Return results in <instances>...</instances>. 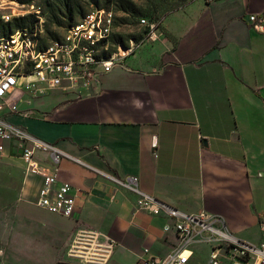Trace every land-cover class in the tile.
Returning a JSON list of instances; mask_svg holds the SVG:
<instances>
[{"label":"crops","instance_id":"crops-1","mask_svg":"<svg viewBox=\"0 0 264 264\" xmlns=\"http://www.w3.org/2000/svg\"><path fill=\"white\" fill-rule=\"evenodd\" d=\"M263 11L264 0H197L167 18L160 41L141 45L81 98L62 91L13 98L10 124L80 162L54 164L39 152L41 174L33 173L17 143L0 140L5 264L52 257L79 264L68 260L69 243L82 232L107 243L98 249L105 257L90 264L165 256L178 242L173 221L140 209L136 195L113 182L130 176L159 202L222 216L235 237L262 243L264 35L249 16ZM45 174L82 191L71 218L37 206ZM190 249L185 264L207 263L209 245Z\"/></svg>","mask_w":264,"mask_h":264},{"label":"built area","instance_id":"built-area-1","mask_svg":"<svg viewBox=\"0 0 264 264\" xmlns=\"http://www.w3.org/2000/svg\"><path fill=\"white\" fill-rule=\"evenodd\" d=\"M214 2L217 0H206ZM39 18V16H37ZM146 33L141 43L121 50V58L106 57L99 48L115 33V18L111 10L96 9L78 23L66 29L57 39L40 46L43 30L21 27L3 36L0 34V140L15 141L28 163V171L41 174L33 161L36 153H47L54 164L64 159L80 160L46 143L24 128L9 123L5 109H16L13 98L28 94L46 97L54 91L75 94L81 98L102 75L112 72L126 56L145 43H156L163 36L156 23L141 20ZM253 29L264 35V11L250 15ZM136 46V48H135ZM123 52V53H124ZM137 197L140 209L152 214H164L173 221L177 244L163 257L151 256L144 264H185L194 244L210 246L206 264H264V241L258 245L242 241L229 232L222 216L209 212L190 215L159 202L142 193L138 178L113 179ZM82 191L70 184L60 183L56 176L44 175L37 206L53 214L71 218L77 211V195ZM149 254V250H145Z\"/></svg>","mask_w":264,"mask_h":264},{"label":"rangeland","instance_id":"rangeland-1","mask_svg":"<svg viewBox=\"0 0 264 264\" xmlns=\"http://www.w3.org/2000/svg\"><path fill=\"white\" fill-rule=\"evenodd\" d=\"M197 0H0V34L10 35L17 29L16 20H20L22 27L34 28L38 24L43 33L40 35V46H45L57 39L66 29L78 23L83 17L96 9L111 10L115 18V33L110 41L99 48L100 54L106 57L121 58V47L126 49L133 44H139L144 38L146 28L142 19L156 23L165 35L167 18L174 12L184 10ZM207 2L206 0H204ZM58 11L69 14L60 17ZM39 16V18L37 17ZM55 16L59 17L62 25H58ZM72 16V19L69 17ZM160 38V39H161ZM159 39V41H160ZM153 43H150V45ZM145 44L144 47H148ZM136 48V46H135ZM138 48H136L137 50ZM135 50V51H136ZM134 51V52H135ZM122 51V54L126 52ZM133 52V53H134ZM132 54V53H131ZM121 61V60H120ZM117 186V182L113 181ZM125 189V188H124ZM99 242L94 239L93 233L82 232L74 235L69 246L72 248L68 260H79L90 264L98 258H103L106 252L98 249H107L105 240ZM199 245L194 246L197 249ZM207 248V246H203ZM98 253V254H97ZM101 254V255H100ZM53 257L38 258L33 264H55ZM2 250H0V264H5ZM83 263V264H84ZM68 264V263H65Z\"/></svg>","mask_w":264,"mask_h":264},{"label":"trees","instance_id":"trees-1","mask_svg":"<svg viewBox=\"0 0 264 264\" xmlns=\"http://www.w3.org/2000/svg\"><path fill=\"white\" fill-rule=\"evenodd\" d=\"M58 13H59V15H60V17H62V16H65L66 17V15H68L69 16V14L70 13H68V12H66V11H58ZM70 19H72V16L71 17H69ZM55 21H56V23L58 24V25H62V21L60 20V18L57 16H55ZM20 20H16V23H17V28H21L22 26L20 25Z\"/></svg>","mask_w":264,"mask_h":264}]
</instances>
